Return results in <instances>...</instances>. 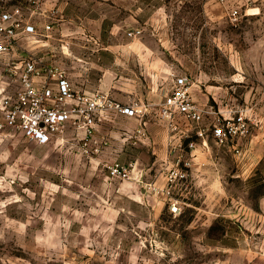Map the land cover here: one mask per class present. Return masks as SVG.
<instances>
[{
    "label": "rangeland",
    "instance_id": "1",
    "mask_svg": "<svg viewBox=\"0 0 264 264\" xmlns=\"http://www.w3.org/2000/svg\"><path fill=\"white\" fill-rule=\"evenodd\" d=\"M44 9L23 15L38 33L22 37L18 50L41 44L75 79L116 86L107 93L118 100L146 94L148 71L163 67L151 62L161 57L188 78L197 104L211 92L214 108L242 115L247 131L227 141L223 176L192 187L182 159L164 186L127 161L105 162L138 149L141 132L123 128L116 108L97 113L90 135L71 121L49 144L7 128L0 133V264H264V0H46ZM134 30L140 33L130 36ZM140 57L149 61L141 65ZM127 80L134 90L120 84ZM250 154L249 169L239 159ZM116 163L127 173L111 175Z\"/></svg>",
    "mask_w": 264,
    "mask_h": 264
},
{
    "label": "built area",
    "instance_id": "2",
    "mask_svg": "<svg viewBox=\"0 0 264 264\" xmlns=\"http://www.w3.org/2000/svg\"><path fill=\"white\" fill-rule=\"evenodd\" d=\"M23 1L25 3L15 8L0 2V133L13 128L20 130L31 140L49 144L63 135L68 124L73 121L84 126L90 135L97 113L113 108L130 116L146 114L149 109L156 108L159 116L169 121L174 130L177 129L174 122L179 116L197 123L204 120L206 112L194 101L186 76H175L172 89L161 103L150 102L144 107L114 103L103 94L90 96L78 92L72 86L66 69L52 62L43 51L37 54L30 49L18 50L22 37L38 33L36 24L23 15L29 13L31 18L45 13L46 0ZM230 15L237 20L240 11L233 9ZM53 26L46 23L43 29L50 32ZM138 33L140 30H134L129 35L136 36ZM15 56L20 58L17 62L12 58ZM246 129V121L239 115L226 121L218 119L213 133L225 143L245 135ZM205 131L206 129L199 128L198 134L204 136ZM84 145L89 147V140ZM193 145L191 143L190 147L193 148ZM235 150L240 152L239 148ZM109 169L111 175L119 176L126 174L128 167L116 163L109 166ZM173 174L174 171L171 173V180ZM180 207V201L174 199L171 203L172 210L177 211Z\"/></svg>",
    "mask_w": 264,
    "mask_h": 264
},
{
    "label": "crops",
    "instance_id": "3",
    "mask_svg": "<svg viewBox=\"0 0 264 264\" xmlns=\"http://www.w3.org/2000/svg\"><path fill=\"white\" fill-rule=\"evenodd\" d=\"M0 2H5L9 7L15 8L19 0H0ZM29 47L31 51L41 54V44L31 42ZM12 58L16 62L20 59L19 56ZM121 61L127 62L129 59H122ZM137 61L141 65H144L145 61L149 60L140 57ZM154 61L151 63L163 67L148 71L149 76L153 78V81L149 83L150 90H148L146 94L142 92H133L136 93V98L127 95L123 100H118L116 97L113 98L112 94L107 93L115 92L114 89L116 86L114 85H107L106 82L100 80L96 87V80H92L90 76L75 79L69 72L68 74L72 86L78 92H83L90 96H96L94 92H104L105 96H108L111 100L117 101L124 106L135 105L144 107L150 101L161 103L165 99V96L169 94L175 81L176 69L171 67L169 61L167 63L166 60L161 57L155 58ZM80 74L79 71L78 75ZM141 74L144 75V73ZM120 84L124 85L126 89L134 90L135 87L132 81L129 82L128 80L121 81ZM136 85L137 88L140 87L139 83ZM90 88L93 90H89ZM210 93L211 92H206L201 94L198 100V104L206 112L204 120L201 123H197L189 121L183 116H179L174 122L179 128L178 130H172L169 121L161 119L156 108L149 109L146 114L137 116H130L117 111V119L121 121L123 128H126L132 133L134 132V134L135 131L138 133L137 130L141 132V134L135 135L138 149L132 157L126 158L124 154L119 156L115 155L108 160L106 159L105 162L110 164L116 160L121 163L127 161L128 165L133 167V171H137L142 177H152L154 186H164L167 172L170 169H174L177 162L181 161V159L187 165L185 166L188 173H190V185H192V187L196 184L202 185L208 178L223 176L225 170L224 148L227 147L229 143H222L214 135L213 128L215 122L218 119L220 120L222 115L223 121L232 119V117L226 114L228 110L226 111L220 107L214 108L212 102L209 101ZM129 120L132 123H129ZM199 128L206 129L204 136L198 134ZM191 143L194 144L193 148L190 147ZM245 159L246 158H244V160L239 159V161L241 165L247 164L250 169L252 155L250 154L247 159Z\"/></svg>",
    "mask_w": 264,
    "mask_h": 264
}]
</instances>
